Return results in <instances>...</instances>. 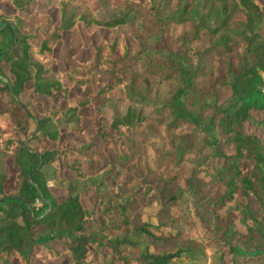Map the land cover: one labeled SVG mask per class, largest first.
<instances>
[{
	"label": "trees",
	"instance_id": "16d2710c",
	"mask_svg": "<svg viewBox=\"0 0 264 264\" xmlns=\"http://www.w3.org/2000/svg\"><path fill=\"white\" fill-rule=\"evenodd\" d=\"M37 1L0 0L14 11L9 15L0 13V98H6L0 109V159L9 160L17 169L8 191V171L0 172V264H31L37 245L43 248L41 260L65 253L69 264H104V249L117 255L120 264H128L132 259L141 264H199L198 253L204 260L203 250L193 240L162 251L157 250L158 245H149L148 237L171 244L174 236L159 238L147 222L135 217L139 198L135 202L132 195L120 192L118 187L112 195H99L95 181L101 172L85 171L89 163L85 151L91 147V141L69 145L60 140L61 124L85 133L80 109L93 106L94 96L106 97L107 103L114 88H120L121 98L130 102L125 113L114 115L109 122L120 143L118 159L124 161L127 156L125 142L132 146L139 143L132 133L146 120L151 121L152 130L161 138L170 140L178 160L183 154L208 147L212 156L222 159L213 180L224 187L210 209L208 245L213 248L212 263L225 264L226 255L229 264H243L240 256L247 254L264 258V218L259 219L249 204L242 206L239 211L246 234L238 236L245 239L239 245L233 242L237 235L233 210L227 207L224 214L220 213L238 194L252 197L264 214V138L244 130V123L251 120L254 112L264 127V0H213L215 15L202 16L191 24V37L197 38L202 31L209 36V44L199 52L196 63L174 46L172 36L174 26L189 21L193 0H175V9L168 16L163 14L159 0H48V5L59 13L55 24H49L47 15L36 12ZM25 9L30 10L26 22L33 24V31L40 35L37 43L30 39L33 31L21 24L24 19L20 13ZM236 13L242 17L235 18ZM46 24L50 25L49 30L41 31ZM80 24L89 35L99 28H108L114 37L109 43L101 41L91 59L78 62L65 72L55 70V43L63 31ZM121 25L130 27L136 40L134 47L128 46L124 36L116 31ZM151 39L154 44L149 47ZM206 56L216 57L218 62L216 73H211L210 86L203 89L197 77ZM139 60L145 61L143 69L133 71V62ZM154 76L168 82V90L154 115L148 118L133 103L148 101ZM88 80L93 87L92 96H68L73 86L85 87ZM27 82L31 83L29 89ZM220 86L229 90L224 101L217 97ZM33 95L43 96L52 104L51 108L42 107L43 113L33 116ZM61 101L67 102L66 108L58 106ZM183 125L192 130L179 133ZM200 133L201 137L197 136ZM219 134L232 144L231 153L223 151ZM40 138L53 145H29ZM44 168L52 170L51 178L45 175ZM66 174H72L69 179L74 181H86L84 187L96 192V210L83 205L71 186H66L63 199L52 193L58 177ZM175 178L162 180L156 198L161 212L188 197L176 185ZM144 198L143 193L140 200ZM114 210L118 211L120 222L107 235L104 232L108 213ZM94 219L100 220L101 226H93ZM53 242L60 243V248L53 246ZM249 243H253L251 251L247 249ZM132 251L137 253L135 258ZM94 255L96 263L92 262Z\"/></svg>",
	"mask_w": 264,
	"mask_h": 264
},
{
	"label": "rangeland",
	"instance_id": "374dc122",
	"mask_svg": "<svg viewBox=\"0 0 264 264\" xmlns=\"http://www.w3.org/2000/svg\"><path fill=\"white\" fill-rule=\"evenodd\" d=\"M164 15H169L175 9V0H159ZM216 3L213 0H193V6L189 12V21L180 23L173 27L172 36L174 38V46L185 52V55L190 58L193 63L198 62V55L209 44V36L205 31L199 33L197 38L191 37L192 35V23H196L202 16L215 15ZM11 7L6 6L0 2V13L3 15H9L13 13ZM36 12L45 14L48 16L49 24H55L58 22L59 13L54 7L48 5V0H38L36 3ZM24 19L21 24L26 29L31 31L35 26L26 22V18L30 14L29 9H25L21 13ZM235 18H241L242 15L236 13ZM170 19H167V23ZM43 25L40 30L47 32L50 25ZM23 29V32L24 30ZM116 31L124 36L125 42L128 46L134 47L136 40L130 33V27L127 25H121L116 28ZM63 35L58 40L53 48V53L56 58L53 68L57 71L65 72L76 66L78 62L86 61L92 58L94 48L101 42H111L114 34L112 30L108 28H99L92 34H87L84 27L80 24L79 27L72 29L68 32H62ZM33 43H37L40 39V35L33 31L30 37ZM154 41L151 39L148 41L147 46H153ZM218 60L216 57L206 56L200 63L202 69L197 77V82L200 87L207 89L211 84V73H216V65ZM145 64L144 60L133 62V71L141 72ZM152 83L150 85V93L148 101L144 104L133 103L134 107L141 109L145 116L151 118L158 105L164 98L166 91L168 90V82L159 80L157 77H151ZM5 80L4 78H2ZM103 79V76L100 77ZM88 80L85 87L78 85L73 86L68 91V96L71 97L74 94L82 93L92 96L93 87ZM26 87L29 89L31 83L27 82ZM218 89V88H217ZM122 90L120 88H114L111 91L110 99L107 103L106 97H93L94 105L98 104V107L84 106L80 109L81 112V125L84 127L85 133H79L74 130L73 126L61 124L60 140H63L69 145H75L77 143H87L89 141V149L85 151V155L89 159V163L86 166L85 171L87 173H94L100 171L95 184L98 188V193L102 197L112 195L115 193V188L118 187L120 192L130 194L133 199L139 198V203L136 206L135 217L147 222L151 228V231L158 235L159 238L166 237L168 235L174 236L172 243L167 244L162 242L161 239L153 240L148 237L149 245H158L157 250L162 251L164 248H175L177 243L185 242L186 240L195 241L198 246L203 250V257L198 253L199 264H213V248L208 245L209 231L212 225L210 209L212 203L216 200L218 195L222 193L224 187L217 181L213 180V175L221 167L222 159L214 157L210 154L208 147L202 149L193 150L189 153L183 154L181 159H177L173 152L172 143L168 138H161L159 133L152 130L150 126V120H146L142 126H137L132 133L134 140L139 143L135 146L125 142V150L127 156L124 161L118 159L121 154L120 143L116 136L113 135L112 130L109 128V122L114 115H121L125 113L127 106L130 102L121 98ZM229 95V90L225 86H220L218 89V100L224 101ZM35 98L34 104L30 110L33 116H38L43 113V108H51L52 104L41 95H33ZM6 104V98H0V109ZM60 108H66L67 102L61 101L58 103ZM259 116L255 112L252 114L251 120L244 123L245 132L255 133L261 138H264V127L259 123ZM191 126L183 125L178 129L179 133L191 131ZM201 137V133L197 134ZM23 139V137H21ZM89 138V140H86ZM219 139L222 144V149L225 153H231L233 146L231 143L225 141L224 136L219 134ZM198 140V139H197ZM27 141V140H26ZM109 143V146H106ZM31 147H48L53 143L46 139L40 138L36 141L29 142ZM197 146H200L198 143ZM171 153L168 156V153ZM125 153V152H124ZM107 167V168H106ZM103 168V169H102ZM8 171L9 177L6 179L5 188L8 191L11 186V176L16 172V167L10 163L9 160L4 158L0 159V172L4 170ZM102 170V171H101ZM44 173L48 177H52V170L44 168ZM73 175L66 174L64 177H58V183L52 187V193L57 196L58 199H63L66 195V186H71L72 191L79 194L80 200L86 207L97 209V195L96 192L90 188H85L86 181L79 179L74 181L71 178ZM176 176V185L182 187L187 192V199L184 198L183 202L177 201L169 206L165 212L160 211V205L156 201L158 191L162 186L163 178H170ZM68 180V181H67ZM152 190V191H151ZM145 196V200H140V197ZM185 196V195H184ZM120 199V198H118ZM141 202H145L141 205ZM249 204L252 212L259 218L263 219L264 214L261 207L254 201L252 197L245 198L235 194L233 199L229 201L225 207L220 211L224 214L225 210L231 208L234 212V227L237 235L233 242L239 245H243L245 239L239 237V235L246 234V225L242 223L240 211L244 204ZM158 216L161 217L158 219ZM98 217V214H96ZM172 218V223H170ZM120 222V216L118 211L114 210L108 213V223L105 225V232L107 235L110 232L116 230L115 226ZM101 221L92 222L95 227L101 226ZM247 224H250L249 221ZM38 231L35 230V234ZM169 245H172L169 247ZM53 246L60 248V243L53 242ZM161 246V248H159ZM198 247V248H199ZM253 243H249L247 249L251 251ZM227 250V248H223ZM43 248L37 245L34 248V254L31 259V264H69L70 259L62 253L60 256L54 259L41 260L40 254ZM103 255L104 264H120L117 255L113 254L109 249H104ZM153 250V248H151ZM136 252L132 251V257H136ZM225 264H229V255H226ZM243 264H264V258L247 254L240 256ZM93 263L97 262V256L94 255L92 259ZM176 263V261H174ZM102 264V263H100ZM128 264H141L138 260L132 259ZM189 264V263H188Z\"/></svg>",
	"mask_w": 264,
	"mask_h": 264
}]
</instances>
